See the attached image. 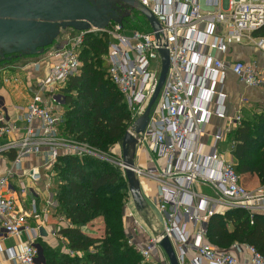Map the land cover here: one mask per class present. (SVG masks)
<instances>
[{"label": "built area", "instance_id": "built-area-1", "mask_svg": "<svg viewBox=\"0 0 264 264\" xmlns=\"http://www.w3.org/2000/svg\"><path fill=\"white\" fill-rule=\"evenodd\" d=\"M137 1L160 23L170 56L167 78L143 133L136 134L133 127L145 114L162 72L157 33L153 29L126 33L123 26L111 23L107 29L77 32L51 54L48 74L40 81H28L27 87L33 92L25 107H15V114L11 115L0 100V156H13L12 167L0 172V230L5 237L20 238L25 232L31 236L30 243L20 250L5 248L4 239L0 238V254H6L15 264H41L36 245L42 227L30 228L27 219L33 217L39 222L46 218L54 205L57 183L56 179L46 183L50 200L44 215L36 199L30 201L26 212L19 200H25L31 189L22 181L15 182V171L25 160L41 158L45 168L51 169L50 175L57 177L55 165L59 157L93 158L119 168L125 177L127 166L121 142L116 145L119 155L116 149L105 153L64 136L61 130L65 113L61 90L81 72L80 54L86 36L98 33L108 39V51L103 57L107 76L131 113L126 132L138 139V148H148L163 160L158 168L146 171L160 183L153 204L162 216L163 231L148 237L145 244L129 239L142 264H155L154 255L160 250L166 255L160 246L164 237L170 240L178 264H264V255L248 244L235 243L229 249H221L207 237L210 219L231 210H244L252 219L256 215L264 217V185L249 190L235 165L219 150L230 128L242 124L239 113L227 114L224 86L229 72L247 87L264 89V68L243 61L227 64L224 59L235 45H254L264 51V36L255 35L264 28V0ZM6 68L9 67L0 72ZM1 81L17 85L22 82L18 76H1ZM212 117L228 120L229 126L215 134L211 152L206 153L202 138ZM12 135L16 137L11 138ZM235 146L232 142L231 151ZM136 172L139 179L144 176L138 167ZM27 177L33 183L42 180L38 168L30 169ZM196 182L213 188L216 197L198 194ZM128 216L139 233L147 235L132 211Z\"/></svg>", "mask_w": 264, "mask_h": 264}, {"label": "trees", "instance_id": "trees-1", "mask_svg": "<svg viewBox=\"0 0 264 264\" xmlns=\"http://www.w3.org/2000/svg\"><path fill=\"white\" fill-rule=\"evenodd\" d=\"M139 24L128 17L123 29L126 33L137 31ZM255 35L264 36V28ZM107 51L105 36L98 33L86 36L80 54L81 72L61 90L65 99L61 130L68 138L109 152L125 136L131 113L107 76L103 58ZM20 59L0 62V69L11 67ZM229 139L236 144L233 150L236 172L246 179L257 176L264 185V113L244 120L232 130ZM55 171L54 216H62L69 222L58 234L75 256L41 242L46 264H142L141 256L129 245L125 234L123 214L130 194L121 170L93 158L61 156ZM99 219L105 224V235L87 234L84 229ZM207 237L221 249L245 243L264 255V217L256 215L252 219L244 210H231L225 216L210 219Z\"/></svg>", "mask_w": 264, "mask_h": 264}, {"label": "crops", "instance_id": "crops-1", "mask_svg": "<svg viewBox=\"0 0 264 264\" xmlns=\"http://www.w3.org/2000/svg\"><path fill=\"white\" fill-rule=\"evenodd\" d=\"M66 43L67 42L65 40L64 41L61 40V42L57 44L56 50L58 48H61ZM54 48H50V50L47 53H49L50 51L53 53L55 51L53 50ZM51 52L50 54H52ZM48 58H50V55H48ZM224 59L227 64H231L236 61H243L245 63L255 64L260 68H264V51L257 48L254 45L232 46L228 54L224 56ZM32 63H29V65ZM35 63H37L36 69H38L39 71L38 74L44 78L48 74V71L50 69V65H51L50 61L47 62L46 64H43L44 67L42 69H40L37 61ZM29 65L27 64L23 65V69L20 71L25 70L26 68H28ZM18 68L19 67H13V68L9 67L6 68L4 72L3 71L0 72V100L3 101V103L6 105L11 115L15 114L14 111L12 110L11 104H14L15 107H25L30 99V94L33 92L32 88L27 87L28 86L27 78L21 79L22 82L18 85L11 83L5 84L1 81V76L8 77L7 76L8 73L14 74L15 69ZM224 92H226L228 95L226 101V108L228 115L234 116L237 113H239L242 117V122H243L244 120H251L255 114L264 113V89L247 87L244 84H242L231 72H229L224 86ZM248 115L249 117L246 118V116ZM228 126H229L228 120H221L217 117L211 118L209 125L207 126V132L205 136L202 138V143L204 144L205 147L204 150L206 153L211 152L212 149L211 144L212 141H214L215 134L220 130L225 131L228 128ZM230 129H231L230 132L225 134V137L219 146V150L223 152L236 166V160L233 156V151H231L230 149L232 142L229 139V135L234 128L232 127ZM15 137L16 135L11 136V138H15ZM144 150H146L145 153H143ZM11 156L12 155H9L8 157L5 158L0 157V172L6 171L7 169H10L12 167V163L10 161L12 159ZM140 156H142L141 160H139ZM162 163L163 160L160 158L157 159L156 156L153 154L152 150H149L148 148H144V147L138 148L136 155V166L144 172V176H141L140 178L141 187L143 194L145 195L146 199L150 204L152 213L148 215L147 219L139 216L136 213L131 197L129 196V198H127V201L125 203L124 214H123L124 229L125 230L127 229L126 226L127 224L130 226V234L126 230V232L128 233L127 237L129 239H133L134 241H136V239H138L140 236H142L145 239V242L136 241L138 243L145 244L148 240V237L152 235L160 234L163 231L164 225H163L162 216L159 213L158 209L153 204V201L158 196L160 183L155 179L154 176H151L146 173V171L149 169L155 167L158 168L159 166L162 165ZM32 168H38L42 174V180L38 183H33L31 179L27 177V172ZM50 171L51 169L45 168L44 162L41 158H33V159L25 160L21 168L16 169L15 182L22 181L29 187V189H31L30 191L31 193L28 195V197L25 200H22V202L19 200V206L24 208L26 212H28L30 209V201L36 199L41 215H44L46 213V208H47L46 204L50 200V195L46 190V183L49 182V179H52L53 181H55L56 179L55 176L52 177L50 175ZM44 176L45 178L47 177V180L45 182H44ZM242 178H246V177H242ZM255 178L257 179L259 186H261L260 180L257 176H250L247 178L246 181L253 182ZM14 184L18 185L16 183ZM195 191L201 196L207 198L216 197L215 190L207 185L202 184L201 182L195 183ZM53 203H54L53 207H51L47 211L46 218H43L41 221L39 220L38 222L33 217L32 218L30 217L27 219V226H29L30 228H37L38 225H41L42 227L41 229L44 230L46 236L45 237L41 236V233L39 232V239L37 241L39 245H41V242H43L53 249H57L58 247H60L62 248V253L70 254L71 251H69V249L66 248L65 246L66 245L65 240L58 234L61 228H65L69 226V222L62 216H54L55 209L57 207V202L55 201V199L53 200ZM129 211H132L135 214L136 218L139 219L147 235L144 236L140 233L137 234L139 230L134 225L133 220L129 218L128 216ZM101 224L103 223L99 222L98 220L95 221L93 225H90V227L93 228ZM94 231L96 230H92L91 233H87V232L86 233L89 235L97 236L95 235ZM30 237H31L30 234L26 232L22 234L20 238L5 237L3 235V232L0 230V238L4 239L3 245L5 248H15L17 250H20L24 244L30 243ZM70 256H75V254L74 255L70 254ZM0 264H15V263L10 261L7 258L6 254H0Z\"/></svg>", "mask_w": 264, "mask_h": 264}, {"label": "water", "instance_id": "water-1", "mask_svg": "<svg viewBox=\"0 0 264 264\" xmlns=\"http://www.w3.org/2000/svg\"><path fill=\"white\" fill-rule=\"evenodd\" d=\"M129 10L142 13L157 33V45L162 60V72L156 92L145 114L134 124L136 134L143 133L149 122V114L167 78L170 67L168 43L155 16L137 0H0V62L21 58L25 64L39 61L54 48L67 31L84 32L107 29L111 23L123 26L130 17ZM59 49V48H58ZM138 139L126 132L121 140L122 155L126 164L125 178L136 213L147 219L152 209L143 194L136 172ZM206 226V225H205ZM41 235L46 236L43 229ZM157 235V234H156ZM169 264H178L170 240L160 242ZM39 249L41 264L43 250Z\"/></svg>", "mask_w": 264, "mask_h": 264}, {"label": "rangeland", "instance_id": "rangeland-1", "mask_svg": "<svg viewBox=\"0 0 264 264\" xmlns=\"http://www.w3.org/2000/svg\"><path fill=\"white\" fill-rule=\"evenodd\" d=\"M129 13H130V19H132L133 21L135 22H140V28L138 29L139 31H150L151 26H150V23L148 22V20L146 19V17L140 13L139 11H136V10H129ZM145 26V27H144ZM73 35V36H72ZM76 35L75 32H72V31H67L65 32L62 37H61V40L62 41H66L68 42L69 39L73 38L74 36ZM71 36V37H70ZM61 40L58 41V43L61 42ZM56 47L57 45L55 46V48L53 50H56ZM51 52V51H50ZM49 53H46L38 62L39 64V67L40 69H42L44 67L43 64H46L49 60L48 58V55L51 56V54ZM52 53V52H51ZM37 63L33 62L32 64H27L29 65L28 68H26L25 70L23 71H20L21 68L23 67V65H25V63L23 61H20V62H17L15 63L14 67H19L18 69H15V73H8L7 76L10 77V78H14L16 76H18L19 79H28L29 82H37V81H40L41 79H43V77H41L39 74H38V69L37 66H36ZM103 68V67H102ZM20 72V73H19ZM11 107H12V110L15 112V105L14 104H11ZM248 116H246V118H248ZM117 145V144H116ZM116 145H113L109 151H111V149H116V154L119 155L120 154V149H117ZM212 146L214 145V141H212ZM105 153H108L107 151H103ZM146 150L143 151V153H145ZM1 158H5L4 156H0ZM141 160L142 159V156L139 157ZM47 180V177L45 178L44 176V182ZM247 179L246 178H243V183L244 185L249 189V190H253L254 188H257L259 186V183L257 181V179L255 178V180L253 182L251 181H246ZM127 200H125L126 202ZM129 221V220H128ZM99 222H102L103 223V220L102 219H99ZM127 232L130 234V226L127 224ZM106 227H105V224H101L99 226H95V227H90V226H87L84 231L87 232V233H91L92 230H96L94 231L95 232V235H99V236H104L105 235V232H106ZM91 230V231H90ZM125 230V234L126 236H128V233L126 232ZM137 234H139V232H137ZM136 241H141V242H145V239L140 236L138 239H136ZM62 245V244H61ZM43 248V247H42ZM58 250L62 251V248L58 247L57 248ZM56 249V250H57ZM43 250V260L46 262V255L44 253V249ZM167 256L163 254V251L160 250V252L158 254H155L154 255V261L155 264L157 263H163V264H168V260L166 258ZM157 262V263H156Z\"/></svg>", "mask_w": 264, "mask_h": 264}, {"label": "flooded vegetation", "instance_id": "flooded-vegetation-1", "mask_svg": "<svg viewBox=\"0 0 264 264\" xmlns=\"http://www.w3.org/2000/svg\"><path fill=\"white\" fill-rule=\"evenodd\" d=\"M48 50H50V49H48Z\"/></svg>", "mask_w": 264, "mask_h": 264}]
</instances>
